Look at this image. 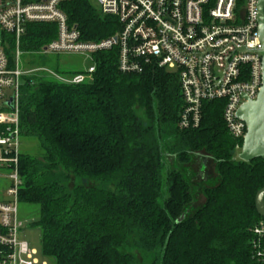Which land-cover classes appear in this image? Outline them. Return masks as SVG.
<instances>
[{
  "label": "trees",
  "instance_id": "16d2710c",
  "mask_svg": "<svg viewBox=\"0 0 264 264\" xmlns=\"http://www.w3.org/2000/svg\"><path fill=\"white\" fill-rule=\"evenodd\" d=\"M60 7L84 40L120 30L90 0ZM55 36L54 23H29L20 46L37 52ZM117 58V45L93 53L94 71L78 84L59 78L84 70L22 78L20 134L38 152L21 151L18 199L39 207L42 256L54 264H264L251 248L264 219L254 202L264 160L237 158L242 140L227 131L224 101L203 102L198 127L180 129L177 73H125ZM198 156L210 158L215 181L201 186L194 208L181 168Z\"/></svg>",
  "mask_w": 264,
  "mask_h": 264
},
{
  "label": "built area",
  "instance_id": "2783aa9c",
  "mask_svg": "<svg viewBox=\"0 0 264 264\" xmlns=\"http://www.w3.org/2000/svg\"><path fill=\"white\" fill-rule=\"evenodd\" d=\"M64 1L0 0V183L6 185L0 198V264H46L36 249L18 238L23 227L18 214V100L22 78L29 74L20 67L19 57L27 24H55L56 36L41 47L43 53H75L91 61L83 72L57 77L67 83L89 79L95 67L92 54L113 45L118 46L121 72L140 73L145 66L174 68L182 99L180 129L198 127L203 102L223 100L227 131L242 140L246 125L236 111L246 99L256 98L262 84L258 0H92L101 13L120 23L114 35L96 41L82 39L69 24L60 7ZM11 97L12 109L7 104ZM236 149L239 153L241 145ZM251 232L254 255L264 257V222Z\"/></svg>",
  "mask_w": 264,
  "mask_h": 264
},
{
  "label": "rangeland",
  "instance_id": "374dc122",
  "mask_svg": "<svg viewBox=\"0 0 264 264\" xmlns=\"http://www.w3.org/2000/svg\"><path fill=\"white\" fill-rule=\"evenodd\" d=\"M90 1L93 2L92 0ZM90 63L91 61L88 58L80 54L43 53L42 50L31 52L21 49L19 57L20 67L28 70L29 75L38 71L49 72L48 70L54 69V67L59 70H85ZM167 70L175 72L174 68H167ZM20 149L24 153L36 154L38 152V145L33 139L21 138ZM181 169H183L182 171L187 175L190 181L189 183L193 190V198L195 199L192 206L195 208L204 201V197L200 192L201 186L212 184L215 181L213 179L215 175L213 163L207 156H198L190 163L183 165ZM5 190L6 185L0 183V198L5 197ZM38 210L39 207L35 204H18V214L21 220H23V227L18 232V238L27 241L32 248L36 249V256L41 262L44 261L46 264H54L52 259L45 258L41 254V232L40 229L33 224V221L38 217ZM261 222H264V219H261Z\"/></svg>",
  "mask_w": 264,
  "mask_h": 264
},
{
  "label": "water",
  "instance_id": "95a60500",
  "mask_svg": "<svg viewBox=\"0 0 264 264\" xmlns=\"http://www.w3.org/2000/svg\"><path fill=\"white\" fill-rule=\"evenodd\" d=\"M258 34L263 52L261 88L254 100L246 99L236 111V116L246 125L241 150L237 155V158L243 161L255 158L264 160V0H258ZM12 102L13 97L7 102L11 109L13 108ZM254 202L256 211L264 217V185L256 192Z\"/></svg>",
  "mask_w": 264,
  "mask_h": 264
}]
</instances>
